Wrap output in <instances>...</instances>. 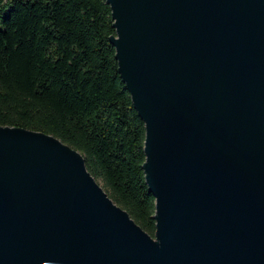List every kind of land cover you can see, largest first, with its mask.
Instances as JSON below:
<instances>
[{"label":"water","instance_id":"obj_1","mask_svg":"<svg viewBox=\"0 0 264 264\" xmlns=\"http://www.w3.org/2000/svg\"><path fill=\"white\" fill-rule=\"evenodd\" d=\"M105 2L153 236L78 151L0 125V264H264V0Z\"/></svg>","mask_w":264,"mask_h":264},{"label":"trees","instance_id":"obj_2","mask_svg":"<svg viewBox=\"0 0 264 264\" xmlns=\"http://www.w3.org/2000/svg\"><path fill=\"white\" fill-rule=\"evenodd\" d=\"M105 0H0V125L78 151L108 197L146 233L144 127L117 72Z\"/></svg>","mask_w":264,"mask_h":264},{"label":"rangeland","instance_id":"obj_3","mask_svg":"<svg viewBox=\"0 0 264 264\" xmlns=\"http://www.w3.org/2000/svg\"><path fill=\"white\" fill-rule=\"evenodd\" d=\"M99 184H100V182H99Z\"/></svg>","mask_w":264,"mask_h":264}]
</instances>
